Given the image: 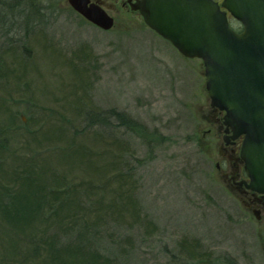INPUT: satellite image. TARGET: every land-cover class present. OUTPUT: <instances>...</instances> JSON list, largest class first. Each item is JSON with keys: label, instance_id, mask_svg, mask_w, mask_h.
I'll use <instances>...</instances> for the list:
<instances>
[{"label": "rangeland", "instance_id": "1", "mask_svg": "<svg viewBox=\"0 0 264 264\" xmlns=\"http://www.w3.org/2000/svg\"><path fill=\"white\" fill-rule=\"evenodd\" d=\"M23 1L34 3L31 13L24 7L34 16L30 32L18 15ZM4 3L10 8L0 3V16L1 10L8 13L0 18V65L9 72L0 73V100L22 124L17 121V129L0 133V182L15 175V166L26 165L22 159L35 157L38 149L26 141L32 136L51 148L38 154V182L49 184L48 167L67 168L59 162L55 126L64 118L73 121L70 135L83 127L74 113L80 108L115 109L147 135L156 134L147 144L115 125L112 132L96 126L86 131L121 144L123 160L132 168L134 219L116 225L103 218L99 247L113 253L118 264H225L226 257L235 264H264V226L215 177L207 139L201 138L207 100L201 60L181 56L138 18L135 23L117 19L113 28L102 30L62 0ZM230 25L239 28L231 17ZM37 127L34 134L24 131ZM29 184L21 180L19 197L8 203V217L23 212L26 200L33 199ZM86 203V209L91 207ZM21 224L0 220V264H30L25 260L32 256L29 245L21 235L27 227Z\"/></svg>", "mask_w": 264, "mask_h": 264}, {"label": "trees", "instance_id": "2", "mask_svg": "<svg viewBox=\"0 0 264 264\" xmlns=\"http://www.w3.org/2000/svg\"><path fill=\"white\" fill-rule=\"evenodd\" d=\"M4 2L5 0H0V3L10 8ZM29 2V4L22 2L23 7L18 14L28 32L31 30L30 26L34 18L30 14L34 3ZM24 7L30 11L29 14L24 11ZM1 12L4 16L8 15L7 11L1 10ZM4 71L8 73L9 69L6 65H0V73L4 74ZM76 79L78 84H83L79 76ZM75 97L78 99L77 96ZM74 113L83 123L81 131L78 132L76 129L72 134L67 135L66 132L73 121L64 118L60 127L55 126L59 136L53 139L60 142L59 162L64 163L67 168H46L45 172L48 173L45 175H49L51 181L49 184L46 181L39 183L38 154L41 150L47 151L51 148L49 145L40 146L38 144L40 140L26 136V141L31 143L30 147L38 149L37 154L35 157L30 155L22 159L26 165L15 166L13 170L15 175L10 177L5 175L7 178L0 182V220L11 226L26 224L27 229L22 230L21 235L29 245L32 256L26 255L25 260H31L30 264H118L117 258L112 256L113 253H108V250L99 247V227L103 223V218H107L113 224L124 225L127 220H133V215L136 213L131 199L132 168L123 160L124 147L116 141L103 142L102 136L90 137L86 131L96 126L108 129L104 130V133L109 130L112 132L115 125L125 128L134 136L143 138L147 144L152 142L150 137L154 140L153 134L156 133L147 135L140 124L124 112L115 109L101 111L86 105ZM17 121L22 124V120H18L15 113L6 110L0 100V125H3L0 127V133L11 127L17 129L15 126ZM41 127L24 129V131L34 134L35 130ZM84 139L95 145V148L91 150ZM43 140L52 139L45 137ZM63 141L65 145L60 146ZM52 147L57 149L55 146ZM22 179L29 181L30 190L27 194L33 199L26 200L27 207L23 212L18 211L8 217V203L19 195L18 189ZM83 202H87L86 204L91 207L86 209ZM224 263L235 264L228 257L225 258Z\"/></svg>", "mask_w": 264, "mask_h": 264}, {"label": "water", "instance_id": "3", "mask_svg": "<svg viewBox=\"0 0 264 264\" xmlns=\"http://www.w3.org/2000/svg\"><path fill=\"white\" fill-rule=\"evenodd\" d=\"M67 2L87 22L112 27V18L87 0ZM135 9L182 56L201 60L210 105L225 111L234 137L243 135L240 157L250 188L264 193V0H139Z\"/></svg>", "mask_w": 264, "mask_h": 264}, {"label": "flooded vegetation", "instance_id": "4", "mask_svg": "<svg viewBox=\"0 0 264 264\" xmlns=\"http://www.w3.org/2000/svg\"><path fill=\"white\" fill-rule=\"evenodd\" d=\"M62 1L70 7L67 0ZM138 1L87 0V5H94L104 10L112 18L113 27L117 19H120L119 22L125 20L128 23H135V18L146 27L139 10L135 9ZM213 1L219 3L221 0ZM206 99L205 113L202 116L206 129L202 131L201 138L207 139L206 147L212 153L214 175L239 207L259 226H264V193L250 188V178L245 172L244 162L240 157L243 135L234 137L231 128L224 123L225 111L211 106L209 99Z\"/></svg>", "mask_w": 264, "mask_h": 264}]
</instances>
